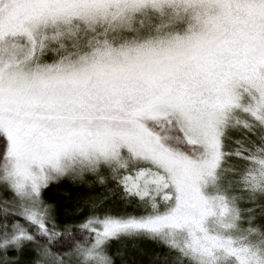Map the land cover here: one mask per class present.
<instances>
[{
    "label": "snow or ice",
    "instance_id": "1",
    "mask_svg": "<svg viewBox=\"0 0 264 264\" xmlns=\"http://www.w3.org/2000/svg\"><path fill=\"white\" fill-rule=\"evenodd\" d=\"M64 180L105 192L61 222ZM121 237L264 264V0H0V264Z\"/></svg>",
    "mask_w": 264,
    "mask_h": 264
},
{
    "label": "rangeland",
    "instance_id": "2",
    "mask_svg": "<svg viewBox=\"0 0 264 264\" xmlns=\"http://www.w3.org/2000/svg\"><path fill=\"white\" fill-rule=\"evenodd\" d=\"M55 187L49 191L45 192V198L50 201L48 196H54L59 197V191L62 195H65V197L68 199V202L71 207L75 208L77 202L85 195H100L104 194L105 189L102 185H94L91 189L84 185H76L71 183L70 181L64 180L58 183L52 184ZM61 186V187H60ZM57 187V188H56ZM60 187V188H59ZM58 189H60L58 191ZM64 197V196H63ZM51 202V201H50ZM53 203V201L51 202ZM119 203V202H118ZM57 207L59 206L58 203H53ZM119 210V209H117ZM128 211H131V208L127 209ZM141 239H146L149 241H154L147 237H121L119 239H114L109 244V253L112 254L114 264L116 263L115 259L127 261L128 264H138L142 256L140 254V249L142 247ZM156 242V241H155ZM141 246H140V245ZM115 253H118L117 257L114 255ZM133 254L134 258L131 259V255ZM150 259V256L146 257Z\"/></svg>",
    "mask_w": 264,
    "mask_h": 264
},
{
    "label": "trees",
    "instance_id": "3",
    "mask_svg": "<svg viewBox=\"0 0 264 264\" xmlns=\"http://www.w3.org/2000/svg\"><path fill=\"white\" fill-rule=\"evenodd\" d=\"M54 187H55L54 185H51L46 191L49 192ZM59 190L60 189H58V191ZM59 194H60L59 197L48 196V198L50 199L51 202L53 201V203H58L59 205L57 207L58 218L61 222H63L65 220L72 219L74 208L70 206L68 199L65 197V195H62L60 191ZM141 240H142L141 241L142 247L140 249L142 250L140 251V254L142 256V259L138 264H164V256L167 254V250L158 242L149 241L146 239H141ZM112 254L113 252L111 253V255ZM114 255L117 257L118 253H115ZM147 256L148 257L150 256V259L146 258ZM130 257L131 259H133L134 258L133 254ZM25 258L26 257L24 255L21 256L20 264H24ZM169 259H171V257H169ZM115 261H116L115 264H128L127 261L119 260L118 258L115 259Z\"/></svg>",
    "mask_w": 264,
    "mask_h": 264
}]
</instances>
